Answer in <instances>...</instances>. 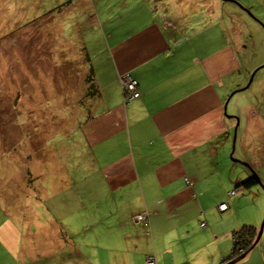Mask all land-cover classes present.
<instances>
[{
    "label": "crops",
    "instance_id": "crops-1",
    "mask_svg": "<svg viewBox=\"0 0 264 264\" xmlns=\"http://www.w3.org/2000/svg\"><path fill=\"white\" fill-rule=\"evenodd\" d=\"M174 1L105 2L107 14L94 25L102 70L91 69L92 87L78 96L79 102L85 94L79 109L85 118L76 125L78 146L65 157L62 173L46 171L40 124L16 127L20 139L7 141L0 160L20 148L22 190L7 175L1 178L0 264H110L114 255L130 256L132 264H146V256L157 264H225L233 232L246 224L257 231L262 224L261 234L236 263L264 264V207L252 205L264 198V190L255 184L253 196L243 194L242 187L231 195L232 184L249 175L242 176L235 165L227 169L229 159L219 153L230 142L236 119L233 143L240 132L245 150L264 151L262 82L256 93L235 102L232 115L225 109L231 92L244 86L252 70L240 64L238 17L248 12L264 25V0H204L221 12L212 9L216 16L191 34L187 24L160 23ZM114 5L120 9L114 12ZM225 16L231 21L227 31L221 24ZM125 74L136 79L138 97L129 98L123 90ZM1 143L2 138L0 149H5ZM77 150L85 162L81 170ZM237 157L231 160L255 171ZM35 158L42 164L37 169L30 160ZM260 179L264 183V174ZM14 190L24 193L18 197L21 205H15ZM29 195L37 202L27 206ZM140 213L144 220L136 218ZM75 233L81 235L78 242Z\"/></svg>",
    "mask_w": 264,
    "mask_h": 264
},
{
    "label": "rangeland",
    "instance_id": "rangeland-1",
    "mask_svg": "<svg viewBox=\"0 0 264 264\" xmlns=\"http://www.w3.org/2000/svg\"><path fill=\"white\" fill-rule=\"evenodd\" d=\"M71 1H73L71 4H64V0H55L53 5L45 3L44 0L0 1V142L2 138L1 148H5L0 149L1 156L6 153L7 141L20 139L16 137L20 136L21 129L16 127L24 125L26 128V125H29L31 128L32 125L40 124V130L43 129L41 133H44L46 139V171L50 170L51 174L56 176L63 172L65 157L71 150L75 151V147L78 146L76 140L80 138L76 132V125L85 118L84 109L79 110L84 106L85 94L79 99V102L83 101L82 103L78 102V96L81 95L82 88L83 91L85 90L84 82L88 85L87 76L92 75L91 69L102 70L99 66L101 61L96 58L101 42L94 34V25L98 23L99 18L107 14L103 10L107 0H95L94 3L89 4L83 3L82 0ZM178 2L180 0H175L171 5L173 10L168 13L163 12L164 17L161 15L159 20L163 24L169 22L172 26L181 24L185 27L187 24L185 29L187 34L208 24V18L216 16L212 9L216 13L221 12L216 11L204 0ZM226 5L233 4L226 2ZM209 6L211 11L208 10ZM51 9L53 10L49 12ZM119 9V5H114V12ZM181 12L185 13V16L193 14V18L177 19ZM156 16L159 18V15ZM238 18L239 42L242 43L239 49V60L243 69H252L248 75L249 79L251 73L264 64V25L248 12H242V16ZM230 23V18L227 16L221 20L225 31L230 29ZM259 77L262 79L259 80ZM261 82L264 87V66L256 70L248 87L236 91L229 98L225 107L227 115H232L230 112L236 101L256 93ZM255 101L259 100L255 98ZM242 111L244 108L237 110L238 113ZM6 112L8 114L4 115ZM242 122H244L243 119ZM42 124H45V127H42ZM233 125L230 142L221 148L219 153L222 152L223 157L227 155L229 159L227 169L229 165H235L244 173L242 176L245 174L250 176L254 173L258 179L257 184L264 190V183L260 179L264 174V151L257 146L245 150L240 132L234 144V128L237 126V119ZM5 127H7L6 130L3 129ZM242 127L243 124L239 125L238 129L241 130ZM236 133L237 130L235 138ZM23 135L30 136V133L25 132ZM227 151H229L228 154ZM10 153L12 156H9L8 160H0V180L7 175V181L14 184L15 188L21 189V178L18 177L19 162H21L20 148ZM77 155L79 170H81L85 166L84 158H81L78 150ZM237 156L251 162L255 171L248 170L242 164L231 160L238 159ZM30 160L34 169L42 166L36 158ZM55 168L60 170L56 171ZM232 186L237 189L236 183ZM253 187L255 186L245 189L243 194L250 193L253 196ZM22 194H24L22 191L14 190L13 199L17 198L16 206L21 205L18 197ZM35 202L37 200L34 196L29 195L27 206ZM252 205L258 208L264 207V198H256ZM243 209H247V206ZM31 215L29 214V217ZM74 236L77 242L78 238H81V235L78 237L76 233ZM110 264H132V260L130 256L121 260L119 256L114 255ZM162 264H167L166 260Z\"/></svg>",
    "mask_w": 264,
    "mask_h": 264
},
{
    "label": "trees",
    "instance_id": "trees-1",
    "mask_svg": "<svg viewBox=\"0 0 264 264\" xmlns=\"http://www.w3.org/2000/svg\"><path fill=\"white\" fill-rule=\"evenodd\" d=\"M91 73H93L92 70H91ZM92 76H93V74L91 76L90 75L87 76L89 81L90 80L92 81ZM84 87H85V90H86V88H87V90L88 89L90 90L92 85L90 84L89 86L88 85L86 86L85 82H84ZM82 91H83V88H82ZM128 97H129V95H128ZM136 97H138V96H136ZM129 98H135V97H129ZM257 182H258V179H257L256 175L254 173H252L250 176L244 178L243 180L238 181L236 183V188L242 187L244 189H249L253 185L257 184ZM142 215H143V218L138 219V217H137V219L138 220H144L145 216H144V214H142ZM257 233H258V231H257L256 227H254L252 225H247V224L242 225L239 229L235 230L233 232V245L231 248V254L226 259V262L238 257L239 255H241L242 253L247 251L250 248V246L252 245L253 241L255 240ZM146 258H147V256L145 257V263H146Z\"/></svg>",
    "mask_w": 264,
    "mask_h": 264
},
{
    "label": "built area",
    "instance_id": "built-area-1",
    "mask_svg": "<svg viewBox=\"0 0 264 264\" xmlns=\"http://www.w3.org/2000/svg\"><path fill=\"white\" fill-rule=\"evenodd\" d=\"M123 89L129 94V97H136L139 95V91L137 88V81L129 74H125L121 80ZM236 193V190H231L230 194L233 195ZM220 209L226 208V203H221L219 205ZM138 219L143 218V215L140 213L137 215ZM201 226H204V223H200ZM146 264H157L155 258L153 256H147Z\"/></svg>",
    "mask_w": 264,
    "mask_h": 264
},
{
    "label": "water",
    "instance_id": "water-1",
    "mask_svg": "<svg viewBox=\"0 0 264 264\" xmlns=\"http://www.w3.org/2000/svg\"><path fill=\"white\" fill-rule=\"evenodd\" d=\"M253 73H254V72L251 73V75H250V77H249L247 83H246L243 87H240V88H238V89L232 91L231 94H234L237 90L245 89V88L250 84L251 79H252V76H253ZM242 163L246 165V163H244V162H242ZM261 230H262V224L260 225L259 230H258V233H257V236H256L255 240L253 241V243H252V245L250 246L249 249H251V248L255 245V243L257 242V240L259 239L260 234H261ZM249 249H248V250H249ZM248 250H247V251H248ZM247 251H245L244 253H242V254L239 255L238 257H236V258H234V259H232V260H229V261L226 262L225 264H234V263L238 262L240 259H242V258L245 256V254H246Z\"/></svg>",
    "mask_w": 264,
    "mask_h": 264
},
{
    "label": "clouds",
    "instance_id": "clouds-1",
    "mask_svg": "<svg viewBox=\"0 0 264 264\" xmlns=\"http://www.w3.org/2000/svg\"><path fill=\"white\" fill-rule=\"evenodd\" d=\"M232 190H236V189H232ZM226 206H227V204H226Z\"/></svg>",
    "mask_w": 264,
    "mask_h": 264
}]
</instances>
